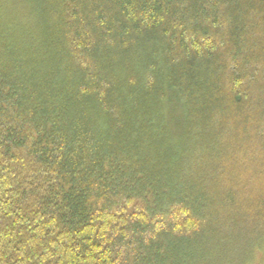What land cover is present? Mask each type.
I'll return each mask as SVG.
<instances>
[{
  "label": "trees",
  "instance_id": "1",
  "mask_svg": "<svg viewBox=\"0 0 264 264\" xmlns=\"http://www.w3.org/2000/svg\"><path fill=\"white\" fill-rule=\"evenodd\" d=\"M264 255V0H0V264Z\"/></svg>",
  "mask_w": 264,
  "mask_h": 264
},
{
  "label": "rangeland",
  "instance_id": "2",
  "mask_svg": "<svg viewBox=\"0 0 264 264\" xmlns=\"http://www.w3.org/2000/svg\"><path fill=\"white\" fill-rule=\"evenodd\" d=\"M252 264H264V255L258 253L256 255V259L252 262Z\"/></svg>",
  "mask_w": 264,
  "mask_h": 264
}]
</instances>
